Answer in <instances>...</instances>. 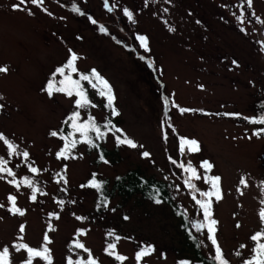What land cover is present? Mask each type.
<instances>
[{
    "label": "rangeland",
    "instance_id": "rangeland-1",
    "mask_svg": "<svg viewBox=\"0 0 264 264\" xmlns=\"http://www.w3.org/2000/svg\"><path fill=\"white\" fill-rule=\"evenodd\" d=\"M105 2L44 0L37 6L28 0L16 10L19 0H0V67L8 68L0 72V133L16 146L10 153L0 141V159L14 173L0 172V250L9 248L11 264L28 259L26 250L13 247L21 244L39 251L46 246L51 264L90 258L95 264H135L134 249L151 243L153 252L139 264H175L192 258L181 228L186 223L200 253L215 259L207 230L215 220L223 258L245 264L264 209V134L221 114L252 115V102L264 90V0H253L251 8L247 0H107L108 7ZM140 36L147 38V50ZM73 52V74L100 73L115 97L111 106L99 85L88 81L85 107L76 105L73 91L69 96L55 90H71L56 69ZM74 110L97 122L109 117L102 161L95 162L96 152L86 149L79 131L75 146L65 147L61 127ZM114 133L138 147L116 144ZM182 138L198 141L200 150L185 146L182 153ZM204 161L213 167L206 170ZM92 175L107 180V188L116 183L131 194L114 190L100 203L87 187ZM213 176L221 178V198L212 202L206 220L197 201L206 203L201 193ZM9 196L24 215L13 214ZM45 235L51 241L46 245ZM113 239L125 260L104 253ZM31 264L48 261L34 257Z\"/></svg>",
    "mask_w": 264,
    "mask_h": 264
},
{
    "label": "snow or ice",
    "instance_id": "snow-or-ice-1",
    "mask_svg": "<svg viewBox=\"0 0 264 264\" xmlns=\"http://www.w3.org/2000/svg\"><path fill=\"white\" fill-rule=\"evenodd\" d=\"M27 2H28V0H19V3L14 5L13 7L16 10H23V9L20 8V5L26 4ZM31 3L33 5L39 6V5H42L44 3V0H31ZM252 6H253V0H247V7L251 8ZM105 7H108L107 0L105 2ZM76 10L79 11V9H76ZM29 14L31 15L33 13L29 12ZM81 14H83V13H81ZM124 14L128 17L129 20H131L132 17H133V13L131 11H129L127 8L124 9ZM93 23H95V21H93ZM138 39L141 41L142 46L147 50V48H148L147 38L144 37V36H140V37H138ZM77 59H78V56L74 52L71 53L70 59L68 60L67 64L64 67L57 68L56 69V73H59L60 75H63L64 71H65V67L71 69L72 72H77V68L75 66V61ZM233 63H236V62L233 61ZM7 71H8L7 66L0 67V72L7 73ZM53 75L55 76V73ZM92 78L95 79V83H92ZM80 79L84 80V81H88L90 84H92V87H94V88H96L99 85V88H98L99 94L101 96H106L109 106L112 105L115 97L112 94L111 86H110L109 82L100 75V73H98L95 69H92L90 75H81ZM69 80H70V78H69ZM60 83L63 85L64 81H60ZM71 83L75 86V94H76V96L79 97V99L76 100V105L78 107H85L86 105H88L89 101H88V99H87V97H86V95H85V93L83 91V88L81 87L79 81H71ZM53 89H54V79L49 81L47 89H46L48 94H49V96H51L53 94ZM55 90L56 91L66 92V94L69 95V96H71L73 94L72 90L65 89L64 87L56 88ZM0 99H3V97L0 96ZM2 107H3V105H0V108H2ZM180 111H181V113H183V112L192 111V110L181 108ZM113 115H118V113L116 112L115 109H113ZM226 115H239V114L227 113ZM78 117H79V113L78 112L73 113V116L70 117V119H72L74 121L73 127L77 128V130H81L82 128L87 127V126L77 125L75 123V120ZM245 119H249V121L251 123H254V124L264 125V114H262L258 118L257 117H253V118H247L246 117ZM91 127L98 133V135H103L102 133H100L99 127H96L94 123L91 125ZM116 131L119 132L121 130L117 129ZM260 131L264 132V128H262ZM51 135L52 136H57L58 133L57 132H52ZM116 139H117V143L118 144H126L129 147H131V148L138 147V145L133 140H131V139L127 138V137H124L123 139H121L118 136V137H116ZM0 141H3L7 145V148L9 149L10 153L16 151V146L14 144H12L10 141H8L3 133H0ZM75 143H76V141H72V146L73 147L75 146ZM185 146H187V149H188L189 152H198L200 150L199 142L194 140V139L182 138L181 145H180V150H181L182 153H183V151L185 149ZM65 147L67 148V145ZM22 155L25 158H27L29 154H28V152L25 151V152L22 153ZM63 155H64L63 151L60 152V153H57V157L58 158H60ZM142 155L145 156V157H148L150 154L148 152H144V153H142ZM101 158H103V157H101ZM173 163H175V161H173ZM5 164H6V161L0 159V172L7 171L9 176H14V173L12 172L11 169H6L5 168ZM201 166L203 168H205L206 170H210L213 167V165L211 163H209L208 161H204ZM180 167H183V165H180ZM187 170L191 171V172H193V174H195V169H192L190 166H189V168ZM31 171L33 173H35L38 170L33 167V168H31ZM197 178H199V177H197ZM210 179H211V182H212V187L217 189L215 195H216L217 199H220L221 197L219 195V189L217 188V185H218V183H219L221 178L219 176H213ZM26 183L31 184V181H28L26 179ZM186 183H188V182L186 181ZM241 183L242 184H246V181H244L242 179ZM91 186H93V187H95L97 189H100L101 182H96L95 179H93V181L91 182ZM201 195L211 197L212 195H214V193H212V192H202ZM8 199L12 203V206H13V209H14L13 214L24 215L23 210H21V209H19V208H17L15 206L16 197L15 196H9ZM31 199L35 200L36 199L35 195H33L31 197ZM61 203H63V202L61 201ZM156 203H161V201L159 199H157ZM197 203H199L201 205V208L204 211L205 219L206 220L209 219V217L211 215V213H210V207H211L210 203H205V202H201V201H197ZM2 206L3 205H0V207H2ZM13 209H10V211H12ZM260 218H261L262 223H264V209H262L260 211ZM78 219H79V217H78ZM216 223H217V221H215V220H211L210 221V224L208 225V229H207L208 233H209L208 239L211 241L212 245L215 246V254H216L215 255V259L217 261H219V264H228V262L223 258L221 249H220V247H219V245L217 243V239H216L215 234H214V232H215L214 226L216 225ZM200 227L203 228L204 226L201 225ZM20 231L21 232L24 231V227L23 226H21ZM21 239H22V237H21ZM116 239L118 240L119 237H116ZM251 239H252V241L255 242V246L251 249V251L253 253V256H252V259L245 261V264H264V242H262V241H264V230H261L260 232H257L255 235H253L251 237ZM44 240H45V245L47 243L51 242L47 235H45ZM13 247H15L17 249V251H19L20 249L26 250V252L28 253V259L25 261V264H31L32 258H34V257H42L44 260L48 261V264H51L50 250L46 246L43 248V251H39L37 249L31 248L27 244H21L19 246L13 245ZM77 247H81L82 248L84 246L82 244H77ZM242 247H244V246H242ZM108 248L114 250L115 249V244H109ZM152 251H153V249L151 247H148L146 249H142L141 251H138L136 253L137 261H140L143 257L149 255ZM111 254H112V252L109 251V255H111ZM117 259L123 261V260L126 259V257L117 256ZM0 264H11L10 250H9V248L7 246L3 247V249L0 250ZM181 264H189V262L183 261V262H181Z\"/></svg>",
    "mask_w": 264,
    "mask_h": 264
},
{
    "label": "trees",
    "instance_id": "trees-1",
    "mask_svg": "<svg viewBox=\"0 0 264 264\" xmlns=\"http://www.w3.org/2000/svg\"><path fill=\"white\" fill-rule=\"evenodd\" d=\"M58 68H60V67H58ZM66 69H67V72H64V74L61 77V81H64V85L66 87L70 88L74 93H75V86L71 83V81H79V83H80L81 87L83 88V91H84V93H85V95L87 97L88 86L85 83H83V82H86V81L80 79L81 74L76 73V75H74L73 72L71 71V69H69V68H66ZM69 78H70V80H69ZM92 83H95V79L94 78L92 79ZM88 85L92 86V84H90V83ZM76 97L79 99L78 96H76ZM87 99H88V97H87ZM105 99L107 100V97H105ZM252 107H253V110H254L252 115H240V114L239 115H226L227 113H231V114H237V113H235V112H224V113L221 114L222 115L221 117H224V118L228 117L229 119H233L236 123L248 125V126L251 127V131H252L253 134H255V135H263L264 132H261L260 130L262 128H264V125L251 123L249 121V119H245V118L246 117L247 118L257 117L258 118L259 116L264 114V90H262L261 92L256 94V98L252 102ZM76 112L77 111H75V110L72 111L66 117L68 119L65 120L63 126L61 127L62 132H63V137H64L65 144L66 145L72 144V141H74V139H75L74 134L79 131L81 138L85 142V147H87L86 149L94 150L96 152L95 162L102 161L104 159V154H107L108 152H106L107 150L100 143L103 140L104 133L107 130L110 131L109 129L112 127V123H111L109 117H108V119H104V120H101V121H98V122L92 120L88 116H85L83 118L78 117V118H76L75 123L77 125L87 126V127H84L81 130H77V128L73 127L74 121L72 119H70V117L73 116V113H76ZM93 123L95 124L96 127H99L100 133H102L103 135H98V133L91 127V125ZM93 137H94V139H93ZM116 137H118V135L114 133L115 143L118 144ZM119 137L121 139L124 138V137H121V136H119ZM67 152H69V150ZM101 157H103V158H101ZM91 177L94 178L93 175ZM115 178L119 179L120 176H117ZM96 182H101L100 189H97V188H95V187H93L91 185L87 186L86 183L84 185H86L88 188L93 189L95 191L96 197H97V201L100 202V203L104 202L106 197L108 195L112 194V192L114 190H116L122 196H128V195L131 194V193H129L130 190L125 191L124 193L120 192L119 189L117 188L116 183H113L112 185H110V188H107V184H108L107 180H104V179L103 180H98V179H96ZM152 183L153 184L154 183L155 184H157V183L159 184L158 181H152ZM217 188L219 189V195H220L219 183L217 185ZM216 191H217V189L212 187V182L210 181L203 192H212V193H214V195H212L211 197L204 196L205 199H206V203H210V205H211L212 202H215V201L218 200L216 195H215ZM150 194H151V192H150ZM144 196H147V195H144ZM154 201H156V200H154ZM174 210H177V209L174 208ZM200 212L203 214V209H201ZM182 222H183V220H182ZM260 223H261V225H260L259 229L254 231V232H252V234L250 236V239L257 232H260L261 230H264V223H262V221H260ZM181 228L186 232L185 233L186 235H184V239H185V243H186L188 249L192 253V258L185 257V258L178 259V260H176L175 264H181V262H183V261H187V262H189V264H219L218 261L216 259H214L213 257L204 256V255H202L200 253L199 247H198V243H197L196 239L188 232V230L186 228V223L182 224ZM262 242H264V241H262ZM77 244H79V243L74 241L73 245L77 247ZM111 244H115V239L111 240ZM254 246H255V242L252 241V239H251V247H250V249H252ZM148 247H151L154 250L153 245L151 243H146L144 245L142 244V245H140V246H138V247H136L134 249L133 258H134L135 264H139L141 262V260L137 261L136 253L138 251H141L142 249H146ZM109 251L112 252L111 255H109ZM104 253L106 255H108V256H111V257L115 258V259H117V256H122V255L117 254L115 252V249L114 250H112V249L104 250ZM252 256H253V253L251 251V256L249 257V260L252 259ZM117 260H119V259H117ZM119 261H121V260H119ZM75 264H95V261L90 258L85 263L76 262Z\"/></svg>",
    "mask_w": 264,
    "mask_h": 264
}]
</instances>
